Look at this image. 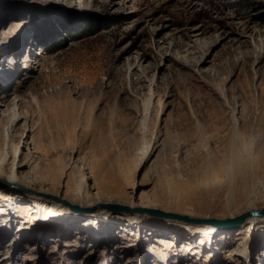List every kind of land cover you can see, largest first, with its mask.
Listing matches in <instances>:
<instances>
[{
  "label": "rangeland",
  "instance_id": "obj_1",
  "mask_svg": "<svg viewBox=\"0 0 264 264\" xmlns=\"http://www.w3.org/2000/svg\"><path fill=\"white\" fill-rule=\"evenodd\" d=\"M0 153V264H264V0H0Z\"/></svg>",
  "mask_w": 264,
  "mask_h": 264
},
{
  "label": "bare ground",
  "instance_id": "obj_2",
  "mask_svg": "<svg viewBox=\"0 0 264 264\" xmlns=\"http://www.w3.org/2000/svg\"><path fill=\"white\" fill-rule=\"evenodd\" d=\"M9 115H10V122H9V124H12L13 123V121L14 120H16V116H15V114H14V112H13V110L11 109L10 110V112H9ZM1 154V153H0ZM3 155H4V153H3ZM2 156V155H1ZM6 157V156H5ZM15 161V160H14ZM7 161H6V159L4 160V157L2 158H0V178H4L5 180H6V182L7 183H9V184H12V185H18V186H16V188H18L20 191L22 190V187L23 188H27V187H24L25 185H27L28 186V184L26 183V182H22L20 179H19V176H17L16 174L17 173H12V172H10L7 176H5L4 175V173L2 172V170L3 169H5V168H7V166H8V164L6 163ZM216 178V177H215ZM214 178V179H215ZM217 179H220V178H218L217 177ZM213 180V179H212ZM216 180V179H215ZM221 180V179H220ZM211 181V180H210ZM210 181H209V183H210ZM222 181V180H221ZM213 182V181H212ZM212 182H211V184H212ZM217 182H218V180H217ZM224 182V181H223ZM214 184H215V182H214ZM214 184L212 185V186H214ZM220 184V183H219ZM223 184V183H222ZM205 185H206V183H205ZM209 185V184H208ZM218 185V184H217ZM216 185V186H217ZM206 188H207V185L205 186ZM210 187V186H209ZM208 187V188H209ZM215 187V186H214ZM6 189V190H5ZM3 188V190H1V192H0V199H5L6 201H11V200H13L14 202H16L17 203V205H19V206H27L28 208H23V207H20V209L21 210H19V211H22V210H25V209H27V211H29L30 210V203L32 202V200H31V198L30 197H32V198H36L37 200L35 201V202H33V204H44L45 202L46 203H52V204H50V205H52L53 207H55V208H50V209H48V208H46L47 209V212H46V214H47V216H50V215H53V212L55 211V210H58L60 207L59 206H57V205H59V204H62L60 201H53L52 199H50V198H45V199H42V198H39V197H34L35 195H39L37 192H33V190H31V191H29L30 193H29V195L27 196V197H22V196H19V194L17 193V192H15L14 191V189L15 188H12L11 187V189H13L12 191L13 192H7V191H11L10 189H7V188ZM24 192H25V190H23ZM80 191V190H79ZM5 193H8L7 195H5V196H3V194H5ZM9 195V196H8ZM21 195V194H20ZM31 195H33V196H31ZM96 195H97V193H96ZM21 197V198H20ZM46 200H48V202L46 201ZM50 200H52L53 202H51ZM57 203H59V204H57ZM56 205V206H55ZM64 205V204H63ZM34 206H36V205H34ZM39 205H37V207H38ZM40 208L41 209H45V208H43V207H41L40 206ZM60 210H58L57 212H59ZM252 211H256V212H264V209L263 210H252ZM252 211H250V212H252ZM60 212H62V211H60ZM82 212H85V211H82ZM90 212H93V214H95V213H97V214H107L108 212H106V211H104L103 209H101V208H97V209H94V210H91ZM126 212H129V211H126ZM5 213V212H4ZM124 213V212H123ZM247 214V213H246ZM246 214H243V215H246ZM12 217H14V216H12ZM240 217V216H239ZM237 218V217H236ZM253 218H259V219H264V216H252V215H250V216H248L246 219H245V221L243 222V223H245L247 220H249V222L248 223H250L251 222V220L253 219ZM231 219H235V218H231ZM180 220H183V221H186V220H184V219H180ZM13 219L11 218V220H10V222H8V224L10 223V225L12 226V224H13ZM186 222H196V221H192V220H189V221H186ZM242 223V224H243ZM207 229H209V228H207ZM85 239V238H84ZM27 239H25L24 240V242L26 241ZM190 249L191 248H188L187 249V251H190Z\"/></svg>",
  "mask_w": 264,
  "mask_h": 264
},
{
  "label": "water",
  "instance_id": "obj_3",
  "mask_svg": "<svg viewBox=\"0 0 264 264\" xmlns=\"http://www.w3.org/2000/svg\"><path fill=\"white\" fill-rule=\"evenodd\" d=\"M114 209H116V211H118V212H120V211H122V210H124V211H129V208H127V207H123V206H117V207H115L114 206ZM131 212V211H130ZM162 214V213H161ZM163 215V214H162ZM250 215H252V216H264V212H256V211H252V212H248L246 215H242V216H240V217H237V218H235V219H226V220H223V221H218V220H214L215 222H220L221 224H225V225H229V226H231V227H239L240 225H242V223L245 221V219L248 217V216H250ZM168 216V215H167ZM176 218H177V215H176ZM178 218H182V219H184V220H188L189 221V219L188 218H186V217H179L178 216Z\"/></svg>",
  "mask_w": 264,
  "mask_h": 264
}]
</instances>
